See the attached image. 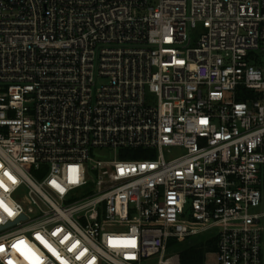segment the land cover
<instances>
[{
    "label": "built area",
    "instance_id": "built-area-1",
    "mask_svg": "<svg viewBox=\"0 0 264 264\" xmlns=\"http://www.w3.org/2000/svg\"><path fill=\"white\" fill-rule=\"evenodd\" d=\"M204 233L264 264V0H0V264H179Z\"/></svg>",
    "mask_w": 264,
    "mask_h": 264
},
{
    "label": "trees",
    "instance_id": "trees-1",
    "mask_svg": "<svg viewBox=\"0 0 264 264\" xmlns=\"http://www.w3.org/2000/svg\"><path fill=\"white\" fill-rule=\"evenodd\" d=\"M196 237H188L180 242L174 239L169 241V248H174L178 254L179 264H207L206 256L216 251L217 237L214 233L204 239Z\"/></svg>",
    "mask_w": 264,
    "mask_h": 264
},
{
    "label": "rangeland",
    "instance_id": "rangeland-1",
    "mask_svg": "<svg viewBox=\"0 0 264 264\" xmlns=\"http://www.w3.org/2000/svg\"><path fill=\"white\" fill-rule=\"evenodd\" d=\"M92 156L97 159V160H112L115 158V152L113 150H108V149H95L92 152ZM140 157L139 154L133 155V156H127L126 159H136ZM208 234L204 233L201 234L199 236L196 237V239L198 238H202L204 239L205 237H207ZM176 254V251L174 248H169L167 251V255H174ZM156 260V258H154V261ZM206 262L208 263H214L215 262V255L213 253H210L206 256Z\"/></svg>",
    "mask_w": 264,
    "mask_h": 264
},
{
    "label": "snow or ice",
    "instance_id": "snow-or-ice-1",
    "mask_svg": "<svg viewBox=\"0 0 264 264\" xmlns=\"http://www.w3.org/2000/svg\"><path fill=\"white\" fill-rule=\"evenodd\" d=\"M5 210L8 211L7 209H5ZM9 215H12V213L9 212ZM132 246H134V244ZM13 247L17 248L18 251H21V254L24 255L26 259H30V260L35 259V256L33 254H31L30 250L27 249V246L24 245L23 241H17L15 244H13ZM2 250H3V248H2V246H0V251H2Z\"/></svg>",
    "mask_w": 264,
    "mask_h": 264
}]
</instances>
